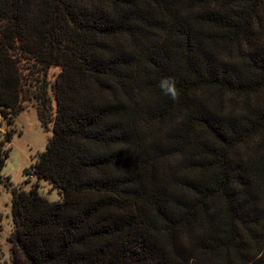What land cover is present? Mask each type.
<instances>
[{
  "label": "trees",
  "instance_id": "16d2710c",
  "mask_svg": "<svg viewBox=\"0 0 264 264\" xmlns=\"http://www.w3.org/2000/svg\"><path fill=\"white\" fill-rule=\"evenodd\" d=\"M30 107L26 191L3 171ZM0 119V264H264V0H0Z\"/></svg>",
  "mask_w": 264,
  "mask_h": 264
},
{
  "label": "rangeland",
  "instance_id": "374dc122",
  "mask_svg": "<svg viewBox=\"0 0 264 264\" xmlns=\"http://www.w3.org/2000/svg\"><path fill=\"white\" fill-rule=\"evenodd\" d=\"M52 73H57L53 70ZM13 140L7 150L9 151L3 175L9 177L13 186L17 189L23 188L26 191L31 189L32 184H28V177L25 175L27 169L32 168L38 161L40 154L46 151L50 139L52 138V126L47 130L37 117L36 110L30 107L15 119ZM10 129L6 122L0 119V143L4 140V135ZM32 179V183H34ZM40 195L48 202L54 203L60 200L57 190H54L49 181L43 180L40 183ZM12 191H6L0 187V214L2 215V232L0 233V250L5 261L12 256V247L9 242L10 234L13 230L11 217Z\"/></svg>",
  "mask_w": 264,
  "mask_h": 264
},
{
  "label": "clouds",
  "instance_id": "9594fccd",
  "mask_svg": "<svg viewBox=\"0 0 264 264\" xmlns=\"http://www.w3.org/2000/svg\"><path fill=\"white\" fill-rule=\"evenodd\" d=\"M161 88L164 91V94L170 96L172 99H176L178 97L175 82L171 78H164L161 81Z\"/></svg>",
  "mask_w": 264,
  "mask_h": 264
}]
</instances>
